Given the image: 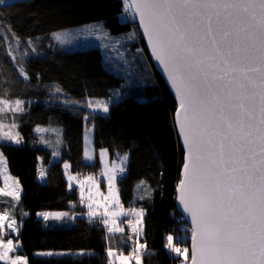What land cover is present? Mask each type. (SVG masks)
<instances>
[{
	"label": "snow or ice",
	"instance_id": "1",
	"mask_svg": "<svg viewBox=\"0 0 264 264\" xmlns=\"http://www.w3.org/2000/svg\"><path fill=\"white\" fill-rule=\"evenodd\" d=\"M3 3L0 0V5ZM123 5L125 21L128 16L133 21L138 17L177 99L174 120L185 149L177 191L190 228L185 226L184 237L169 234L165 248L174 259H180V264H264V0H123ZM0 27L6 28L0 38L7 39L10 34L19 44L10 26ZM53 35L60 40L59 33ZM135 36L128 33L125 38ZM13 51L9 45L7 55L27 80L23 55L17 57ZM24 103L0 95V113H23ZM95 105L104 113L109 111L105 101L97 100ZM88 107H93V102L89 101ZM16 126L13 122L10 127ZM49 130L59 136L56 129L36 128L38 132ZM0 140L20 144L23 137L18 132L0 133ZM106 152L101 149V158ZM84 154L92 158L87 150ZM127 159L125 154L118 166L113 162L114 171L122 175ZM44 175L41 172L42 178ZM117 178L116 174L109 177L111 181ZM68 186L72 188L71 182ZM0 193H4L3 188ZM4 194L17 202L20 199L19 191ZM88 207L90 222L100 223L107 233H124L120 226L124 223L135 233L134 240L128 236L124 241L132 243L128 255L112 247L106 249L107 264H114L113 256L120 264H132L133 260L142 264V256L151 254L147 241L140 242L144 209L111 214L105 210L98 216L91 211V204ZM39 215L47 221L67 213ZM109 215L134 217L135 223L129 218L117 224L114 219L109 226ZM9 230L18 233L20 226L14 216L0 212V261L28 264L26 256L9 255L20 246L18 240L14 244L13 239L3 238ZM189 238L190 245L181 247Z\"/></svg>",
	"mask_w": 264,
	"mask_h": 264
},
{
	"label": "trees",
	"instance_id": "2",
	"mask_svg": "<svg viewBox=\"0 0 264 264\" xmlns=\"http://www.w3.org/2000/svg\"><path fill=\"white\" fill-rule=\"evenodd\" d=\"M124 16L127 14L123 0H16L0 5V24L10 26L20 41L28 43V39L44 36L37 43L43 54L31 55L26 49L23 53H26L23 66L27 80L7 55L12 36L8 35L9 42L0 38V95L35 98L18 114L22 143H0L9 170L23 187L21 203L31 211L20 231L28 264H107L109 259L106 253L109 233L100 223L80 216L69 226H48L35 214L39 210H85L77 189L69 192L62 162L49 166L45 183L38 181V156L45 154L48 162L51 154L35 144L38 135L34 126L51 121L63 125L62 160L74 172H98L101 168L98 156L93 162L85 160L86 112L87 126L94 125L97 149L107 147L114 161H120L117 155L129 153L128 172L118 182L125 206L132 202L136 181L147 180L154 188L151 199L133 203L145 209L143 242L147 241L151 254L142 256V264H178L179 259H174L165 248L169 234L176 237L186 225L190 228L184 219H174L176 186L184 161L174 120L177 101L157 72L136 19L128 16L125 21ZM96 21H103L115 33H136L135 42L146 66L142 72L147 80L142 87L144 98L121 95L108 115L55 101L53 95L55 86L72 99L108 97L121 87L122 78L104 65L99 48L67 50L50 38L52 32ZM5 32L6 28L0 27V37ZM8 88L11 91L6 93ZM183 243L189 245L190 238ZM42 250L71 253L39 255L37 252Z\"/></svg>",
	"mask_w": 264,
	"mask_h": 264
},
{
	"label": "rangeland",
	"instance_id": "3",
	"mask_svg": "<svg viewBox=\"0 0 264 264\" xmlns=\"http://www.w3.org/2000/svg\"><path fill=\"white\" fill-rule=\"evenodd\" d=\"M16 0H4L3 4L10 3ZM2 4V5H3ZM54 33L60 34V40H57L54 37ZM128 33H134L133 31L122 32V33H115L110 31V29L104 24L103 21H96L91 22L75 27H70L66 29H61L55 32H52L50 38H52L55 42L61 44L67 50H77V49H88V48H99L103 54V63L104 65L117 74L120 78H122V83L120 88H116L112 91V94L108 97H85L82 99L76 98H69L66 96L64 91L60 90L59 92L56 91L58 87H54L53 95L56 97L55 101H62L67 102L70 105H76L81 108H85L86 110L94 111L97 113H102L108 115L111 111L112 104L114 103L117 97H120L124 94H134L139 98H144L142 96V87L147 84V80L145 76L142 75L143 70L146 68L145 64L142 63V52L140 51V46L136 44V36L134 39H126L125 36ZM36 40L28 39V43H24L19 40V44L13 39L9 42V37L7 38L9 45H11L13 54L17 57H21L26 49V53L29 50V54L31 55H41L43 51L38 48L37 43H41V39L44 36L40 35L36 37ZM31 41V43H29ZM119 41V43H117ZM11 43V44H10ZM32 48H35V51H32ZM24 56V55H23ZM147 75V74H146ZM11 88L6 90V93L10 92ZM5 99L10 101H15L17 99L23 100L25 103L23 107L25 108L26 103L33 102L35 98L29 97H15L12 98L11 96L3 95ZM101 100L105 101L109 104V111L104 113L102 109L96 107L95 101ZM93 102V107H88V102ZM87 110V111H88ZM20 112H12V111H5L4 113H0V123L3 124V128H0V133H11L15 135L17 132L20 134L19 129V120L18 114ZM84 119L86 122L84 128V139H85V147L88 151L89 155L91 153H97L98 157L100 158L101 168L99 173L102 175L103 180L98 178L90 177L91 173H97L96 171L88 172L89 174H85L84 178L79 179L74 176V173L69 168H65V163L69 165L66 160H62V153L65 147L64 142V128L63 125L60 123H54L51 121L48 124H36L34 126V132L38 135L35 144L43 149H46L50 152L49 161H45V154H40L38 156V171H37V179L38 181L45 183L47 181V173L49 166L54 162H62L63 167L66 169V180L69 183L71 182L72 188H69V192H71L74 188L77 189L79 194L80 203L84 211L78 210H39L35 214L39 217L44 219L39 213L48 212V213H67L66 216H63L60 219H54L50 217L46 223L48 226H57V225H71L77 217L80 216H88L89 207L88 205L91 204L92 208L91 211H94L98 214H103L105 210L108 213L112 212H120L125 209L133 208V209H144L143 206L140 204H133L136 201H144L149 200L153 197L154 188L150 185L147 180L141 179L136 181L134 187V195L132 202L129 206H125L121 192L119 189V179L121 178L119 174L114 171V164L115 162L111 156L110 152L107 147H100L96 148L94 142V125L87 126L89 124L87 121L89 119V114L86 112L84 115ZM15 122L17 125L15 128L10 127L11 124ZM39 127L41 129H56L59 131V136H57V132L55 131H36V128ZM60 140V143L57 144V140ZM44 141H48L45 143ZM0 143H12L11 141L0 140ZM22 143V142H21ZM101 149H107V152L104 154L103 158L100 156ZM0 152L2 150L0 149ZM54 152L59 153L58 155H53ZM3 153V152H2ZM128 155V159L125 162L126 171L124 174L128 172V160H129V153H125ZM117 155L120 157L124 156ZM116 165V164H115ZM117 166V165H116ZM41 172L45 173L43 178L41 177ZM116 174L118 178L115 181H111L109 177L111 175ZM70 178H72L70 180ZM105 181V186L102 185ZM18 182V183H17ZM0 188L4 189V193L7 192H20V199L17 202L12 196L5 195L4 193H0V212H7L10 215L14 216L16 219L17 225L20 226L19 232H15L9 230L7 234L4 235V239H13L14 244L19 241V247H17L14 253H9L10 256L13 255H22L28 258V255L24 253V246L20 238V231L21 225L23 224L24 220L31 215V211L28 210L22 203L21 197L23 195V187L18 179L17 176L12 174L9 170L7 165V159L3 154V160H0ZM143 197V199H141ZM91 198V199H89ZM118 200L119 203H115ZM83 201V202H81ZM122 206V207H121ZM75 207V206H74ZM145 210V209H144ZM26 213V215H25ZM145 217V213H144ZM144 217H143V231H144ZM133 219L135 223L134 217H113L109 215L107 219L109 220V226L112 225V220H116L117 224H120L121 220L126 219ZM121 227H124V233L115 232L109 233L107 235L108 239V247H112L117 249V251L122 250L124 255H128L129 251L132 249V243L128 242L125 243L124 241L127 240L128 236H132L133 240L135 239V233H132L126 223L120 224ZM143 231L140 234V242L143 243ZM182 234V237L185 236L184 231H178L177 236ZM172 235V234H171ZM174 236V234H173ZM175 237V236H174ZM186 241V240H185ZM180 243V242H178ZM181 247L189 246L186 243H180ZM107 247V248H108ZM53 253L54 254H67L71 253L70 251H53V250H42L38 251L39 255H44L42 253ZM114 260V264H120L119 260L115 259V256L112 257ZM132 264H135V261H132ZM180 264V259L178 261Z\"/></svg>",
	"mask_w": 264,
	"mask_h": 264
},
{
	"label": "water",
	"instance_id": "4",
	"mask_svg": "<svg viewBox=\"0 0 264 264\" xmlns=\"http://www.w3.org/2000/svg\"><path fill=\"white\" fill-rule=\"evenodd\" d=\"M136 21H137V24H138V26H139V19H138V17L136 18ZM139 29H140V27H139ZM140 31H141L142 37H143V39H144V41H145V44H146V46H147V49H148L149 55H150V57H151V60H152V62H153V64H154V66H155L157 72L163 77V79L165 80L166 84L168 85L170 91L172 92L173 96H174L175 99H176L175 90L171 87V84H170V82H169V80H168V78H167V73L163 70V66L160 65L159 62L154 58V55H153V53H152V51H151V47H150V45L148 44V40H147V38L143 35L142 29H140ZM176 101H177V99H176ZM175 125H176V123H175ZM176 129H177V134H178V137H179L180 143H181V145H182V147H183V149H184L183 139H182V137L179 135V131H178V126H177V125H176ZM184 154H185V149H184ZM182 166H183V165H182ZM181 174H182V169H181ZM175 205H176V206H175V207H176V210H177L180 214L183 215L184 220H185V221L188 223V225L190 226V221L187 219V213H185V212L183 211V208H182V206L180 205L179 200H178L177 186H176V204H175ZM190 243H191V241H190ZM189 245H190V244H189Z\"/></svg>",
	"mask_w": 264,
	"mask_h": 264
},
{
	"label": "built area",
	"instance_id": "5",
	"mask_svg": "<svg viewBox=\"0 0 264 264\" xmlns=\"http://www.w3.org/2000/svg\"><path fill=\"white\" fill-rule=\"evenodd\" d=\"M115 164L119 165V164H120V161H119V160L115 161ZM87 174H89V173H87ZM78 176H79V178H84L85 173L80 172V173L78 174ZM119 176H120V177H123V176H124V173H123L122 175L119 174ZM90 177H93L94 179H95V178H98V179L101 180V176H100L98 173H91V174H90ZM174 219H175V221H178V220H180V219H184V218H183V215L180 214V213L177 211V212L175 213ZM174 236H175V234H174ZM176 237H182V235L177 236V234H176ZM175 242H176V241H174V243H175ZM172 255H174V254H172Z\"/></svg>",
	"mask_w": 264,
	"mask_h": 264
},
{
	"label": "crops",
	"instance_id": "6",
	"mask_svg": "<svg viewBox=\"0 0 264 264\" xmlns=\"http://www.w3.org/2000/svg\"><path fill=\"white\" fill-rule=\"evenodd\" d=\"M85 150H86V147H85ZM97 155H98L97 153L95 154V153L93 152V153L90 154V156H91L92 158H91V159H88V158L85 157V160H86L87 162H93ZM102 185L105 186V181H104V183H102Z\"/></svg>",
	"mask_w": 264,
	"mask_h": 264
},
{
	"label": "bare ground",
	"instance_id": "7",
	"mask_svg": "<svg viewBox=\"0 0 264 264\" xmlns=\"http://www.w3.org/2000/svg\"><path fill=\"white\" fill-rule=\"evenodd\" d=\"M69 171H70V168H69ZM72 172L74 173V176L75 177H77V178H79V176H78V174L80 173V172H74L73 170H72ZM100 176H101V180H103V177H102V175L99 173V171L97 172ZM181 178V177H180ZM80 179V178H79ZM82 179V178H81ZM177 211V210H176ZM175 243H177V242H175Z\"/></svg>",
	"mask_w": 264,
	"mask_h": 264
}]
</instances>
